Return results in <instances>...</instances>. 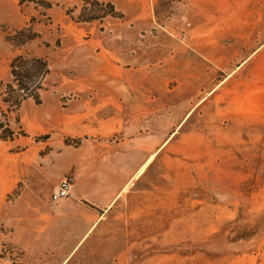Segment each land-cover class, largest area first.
Returning <instances> with one entry per match:
<instances>
[{"label": "rangeland", "instance_id": "obj_1", "mask_svg": "<svg viewBox=\"0 0 264 264\" xmlns=\"http://www.w3.org/2000/svg\"><path fill=\"white\" fill-rule=\"evenodd\" d=\"M90 27L96 78L60 50ZM0 264H264V0H0Z\"/></svg>", "mask_w": 264, "mask_h": 264}, {"label": "crops", "instance_id": "obj_2", "mask_svg": "<svg viewBox=\"0 0 264 264\" xmlns=\"http://www.w3.org/2000/svg\"><path fill=\"white\" fill-rule=\"evenodd\" d=\"M78 33H73L71 39H65L62 42L60 50L64 53L67 57L75 56L78 60V65L76 66V71H80L84 73L88 77H98L102 71L108 70L109 73L113 72L117 65L115 62H118V57L116 52L112 49L109 41L104 38V35L96 33V28L93 27L88 30L87 33L84 34L85 39L81 40V32L77 30ZM68 41H71V44H68ZM109 45H108V44ZM73 69V67H71ZM108 108L112 106L113 109L118 110V113H108L106 118L102 120L104 127L103 129H98L97 133L100 134L101 137H107L111 134L118 132L125 124L124 122V115L122 112V104L119 102L114 103H107ZM130 155V153H128ZM145 165L142 166L139 172L143 170ZM109 173H112V190L113 196L115 200H117L118 194V187L119 191L123 190L125 186H131L132 180L136 178L137 168H136V159L134 153V161L132 167L129 166L128 168L125 167L121 169V176L119 181H117V167L112 166L109 169ZM73 179V187H74V177L70 175ZM61 175L55 177L53 184H55ZM73 189V188H72ZM71 193V192H70ZM112 203L104 204L100 206V210L102 211L101 217L97 220V225L102 221L105 220L107 212L110 210ZM125 254V252H124ZM122 254V256L124 255Z\"/></svg>", "mask_w": 264, "mask_h": 264}, {"label": "built area", "instance_id": "obj_3", "mask_svg": "<svg viewBox=\"0 0 264 264\" xmlns=\"http://www.w3.org/2000/svg\"><path fill=\"white\" fill-rule=\"evenodd\" d=\"M72 186L73 179L70 176L62 178L56 188L51 193V202L58 203L63 199L67 198L72 190Z\"/></svg>", "mask_w": 264, "mask_h": 264}, {"label": "trees", "instance_id": "obj_4", "mask_svg": "<svg viewBox=\"0 0 264 264\" xmlns=\"http://www.w3.org/2000/svg\"><path fill=\"white\" fill-rule=\"evenodd\" d=\"M16 61H17V59L14 60V62L11 64L10 68H11V73L14 76V79L18 80V83H20V87H21L22 82L20 79L22 78V76L15 71V62ZM7 133L11 134V132L9 130H7Z\"/></svg>", "mask_w": 264, "mask_h": 264}]
</instances>
